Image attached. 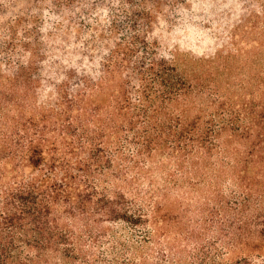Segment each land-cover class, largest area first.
<instances>
[{"label": "trees", "instance_id": "trees-1", "mask_svg": "<svg viewBox=\"0 0 264 264\" xmlns=\"http://www.w3.org/2000/svg\"><path fill=\"white\" fill-rule=\"evenodd\" d=\"M15 1L0 0V54H6L0 58L17 59L28 50L53 59L20 64L0 83V264L87 259L83 240L99 245L108 222L166 233L170 187L156 186L154 161H176L168 182L177 183L181 172L228 150V124L205 126L199 117L185 120L184 109L172 110L197 90L204 93L205 83L188 81L175 59L147 50L156 43L157 18L170 11L185 16L186 0H25L5 22L3 7ZM118 25L128 26V34L119 36ZM56 41L64 46L60 57ZM93 42L98 46L87 45ZM84 45L102 61L77 58ZM40 74L54 87L55 105L38 117L26 115L27 99L17 93L43 86ZM237 165L244 200L226 204L234 214L215 221L232 254L226 260L227 251L220 253L217 264H264L253 253H233L251 248L264 256V211L247 212L258 181L244 159ZM131 262L124 264H140Z\"/></svg>", "mask_w": 264, "mask_h": 264}, {"label": "rangeland", "instance_id": "rangeland-1", "mask_svg": "<svg viewBox=\"0 0 264 264\" xmlns=\"http://www.w3.org/2000/svg\"><path fill=\"white\" fill-rule=\"evenodd\" d=\"M23 1H15L11 7L4 5L5 22ZM29 1L26 5H31ZM180 10L186 15L170 11L169 17L157 18L151 32L156 43L149 44L147 50L158 51V59H175L188 81L205 83L204 93L197 90L184 103H175L172 110L178 115L184 109L185 120L194 122L199 117L205 126L228 124L223 137L228 150L216 153L196 171L181 172L176 176L177 183L168 182V176L177 174L176 161L158 157L154 161L156 186L170 187L164 196L166 211L172 218L164 227L166 233H157L147 224L108 222L107 237L99 245L83 240L87 259L85 256L73 264H200L206 254L211 256L204 264H217L219 254L226 251L227 260L231 249L227 240L221 239L215 221L222 213L232 216L234 211L226 204L244 196L238 180V159L248 163L247 174L258 181L247 212L256 217L264 211V0H186ZM118 26L119 36L128 34V26ZM72 27L71 33L77 26L74 23ZM55 45V53L62 56L64 46L58 41ZM85 45L76 49V57L100 63L97 52L88 51ZM87 45L97 47L98 43ZM15 57L0 58V83H7V75L20 64L49 63L53 59L49 53L37 56L28 50ZM43 76L37 75L43 86L33 89L27 85L17 93L27 99L26 115L38 117L43 107L55 105L54 87ZM250 251L254 250L237 249L233 253H253L254 261L264 263V256ZM261 253L264 255V250Z\"/></svg>", "mask_w": 264, "mask_h": 264}]
</instances>
